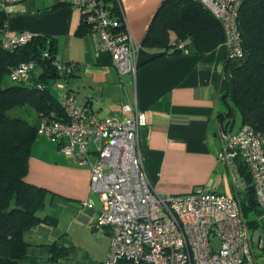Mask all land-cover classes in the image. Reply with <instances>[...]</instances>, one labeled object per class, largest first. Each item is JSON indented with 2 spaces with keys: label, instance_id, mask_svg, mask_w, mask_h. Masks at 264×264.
I'll return each mask as SVG.
<instances>
[{
  "label": "built area",
  "instance_id": "2783aa9c",
  "mask_svg": "<svg viewBox=\"0 0 264 264\" xmlns=\"http://www.w3.org/2000/svg\"><path fill=\"white\" fill-rule=\"evenodd\" d=\"M23 1L0 0V10ZM58 1L83 11V18L91 27L89 35L96 40L95 57L106 52L119 75L135 73L137 47L125 20L124 29H117L123 21L111 16L105 0ZM115 1L123 18L120 2ZM198 1L219 21L228 59L241 58L238 15L244 0ZM35 36L28 30L11 33L6 25L1 44L14 50ZM174 43L177 48L182 47L180 42ZM43 53L49 57L48 52ZM36 66L33 58L23 61L11 68L9 79L27 84ZM55 66L65 75L76 68L75 63L60 60L55 61ZM58 104L66 119L42 121L37 133L55 138L62 152L77 165L89 167V189L100 201L92 226L103 233L107 231L110 237L101 264H256L253 236L237 197L202 186L185 194L161 193L153 187L138 140L139 130L146 124L144 111L125 101L119 110L129 112V116L100 118L70 92L61 94ZM238 158L251 175L256 200L264 211V134L247 125L228 133L217 159L234 171ZM241 188L242 184H237L236 189ZM83 206L92 208L93 201L89 199ZM213 238L219 241L217 250L213 248ZM256 239L258 246L264 248L260 234Z\"/></svg>",
  "mask_w": 264,
  "mask_h": 264
},
{
  "label": "crops",
  "instance_id": "0c3cea01",
  "mask_svg": "<svg viewBox=\"0 0 264 264\" xmlns=\"http://www.w3.org/2000/svg\"><path fill=\"white\" fill-rule=\"evenodd\" d=\"M23 2H27L26 13L7 18L10 32L28 30L37 35L53 37L56 41V58L76 64L72 75L67 77L59 73L52 83L51 91L57 98L70 92L78 103L88 106L100 118L122 119L129 116V112L119 110L125 101L145 112L146 124L140 128L138 140L145 170L158 192L185 194L202 186L212 192L237 194V184L244 181L240 159L235 161L234 171L217 159L225 136L235 132L224 129L225 119L222 120L223 124L219 122V111L224 108L219 87L228 59L220 28L203 35L196 52L162 54L159 49L141 45L150 20L162 0H119L126 27L137 47L135 73L121 76L110 62H97L93 36H79L76 33L81 12L79 14L75 7L70 4L55 6L60 3L58 0ZM38 71L35 68L32 73L37 74ZM57 144L60 146L58 141ZM58 157L64 159L57 152ZM33 159L30 154L25 179L54 193H49L46 199L52 210L49 208L45 212L54 215L57 222L59 215L55 210L69 205L66 200L78 201L95 193L89 190L88 166L71 168L70 173L64 176V184H71L74 189L82 186L81 194L76 197L33 177ZM98 202V208L93 210L94 215L100 209L99 198ZM67 208L92 227L91 215L87 210L71 204ZM93 208L94 204L90 209ZM64 232L58 223L34 227L25 236L30 244L20 264H69L71 252L58 261L49 259L51 254L47 244H64L60 237ZM105 233L109 237L108 232ZM38 246L46 247L45 255L41 247L36 252Z\"/></svg>",
  "mask_w": 264,
  "mask_h": 264
},
{
  "label": "trees",
  "instance_id": "16d2710c",
  "mask_svg": "<svg viewBox=\"0 0 264 264\" xmlns=\"http://www.w3.org/2000/svg\"><path fill=\"white\" fill-rule=\"evenodd\" d=\"M105 2L111 16L122 22L124 17L116 1ZM64 4L69 3L60 2L55 6ZM83 16L81 10L76 30L79 36H87L91 32ZM7 18L6 10L1 9L0 264H20L30 244L25 238L26 234L40 224H57V218L44 210L49 193H54L25 179L31 147L39 135L37 129L42 121L54 117L59 120L66 118L58 98L51 91L52 83L59 74L55 66L58 60L55 39L36 34L30 42L7 50L1 44V32L7 25ZM238 27L243 56L226 61L219 87L220 100L224 105L219 111V122L223 124L222 120L225 119L224 129H232L238 116L240 127L247 125L264 134V0L243 1ZM216 28L221 30L219 21L198 0H162L150 20L141 45L159 49L162 54H177L183 50L186 53L196 52L200 38ZM117 29H124V21ZM174 42H180L182 47L177 48ZM44 51L48 52L49 57H44ZM31 58L37 61V74L31 73L27 84L12 82L9 79L11 68ZM96 59L97 62L104 60L111 63L110 55L106 52ZM239 166L244 181L234 196L240 203L248 228L254 231L260 224L264 226V211L256 200L251 175L242 160ZM47 246L51 254L49 259L55 261L69 253V246L62 243L52 242Z\"/></svg>",
  "mask_w": 264,
  "mask_h": 264
},
{
  "label": "rangeland",
  "instance_id": "374dc122",
  "mask_svg": "<svg viewBox=\"0 0 264 264\" xmlns=\"http://www.w3.org/2000/svg\"><path fill=\"white\" fill-rule=\"evenodd\" d=\"M26 3L27 2H17L7 5L5 9L8 16L11 17L16 14L26 13ZM70 6L75 7L80 14L81 9L79 7L74 5ZM239 126V118L236 116L232 130L236 132L239 129ZM31 149V157L34 158L31 165V173L33 177L39 181H47L49 185L60 187L62 189L61 191L67 192L66 194L71 193V195H75L76 197H78V194H81L82 186H77L74 189L71 184L63 183L64 176L70 173L71 168L78 167L79 165L76 164L74 159H71V157L69 158L64 152H62L55 138L38 135L34 140ZM57 152L61 154L64 159L60 157L56 158ZM91 158H94V155H91ZM63 195L67 196L65 194ZM89 199L93 201V209H87L88 207L83 206V204L86 201H89ZM66 202L69 205L71 204L83 208V210H87L91 215V219L94 216L93 210L97 209L99 206L98 198L95 193L83 197L78 201L66 200ZM69 205L65 207L61 206L55 210V213L59 215L57 222L59 227L66 231L60 236L61 241L69 246V252L72 254L69 264H99L104 258L109 243L108 235L94 227L92 228L88 222L80 220L77 215L70 211V208H67ZM49 208L48 201H46L44 210L47 211L46 209ZM50 209L52 210V208ZM250 234L253 236V250L255 253L256 264H264V248L258 246V241L256 239V235L260 234V238L264 240V226L260 224L256 230H250ZM218 242L217 238H213L214 250L218 249ZM40 247L41 246L35 248L36 252L39 251ZM41 248L42 254L45 255L46 247L43 246ZM65 262L66 261L64 260V263Z\"/></svg>",
  "mask_w": 264,
  "mask_h": 264
}]
</instances>
